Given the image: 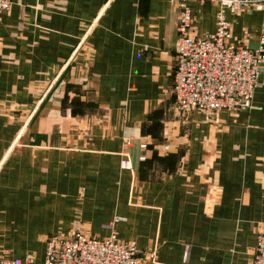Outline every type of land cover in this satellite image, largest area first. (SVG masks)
I'll return each instance as SVG.
<instances>
[{
	"label": "crops",
	"instance_id": "0c3cea01",
	"mask_svg": "<svg viewBox=\"0 0 264 264\" xmlns=\"http://www.w3.org/2000/svg\"><path fill=\"white\" fill-rule=\"evenodd\" d=\"M190 6L193 35H213L220 6ZM224 14L232 42L258 46L264 11ZM178 19L168 0H12L0 19V256L42 261L51 236L115 232L155 252L146 264H251L264 62L251 108L181 110Z\"/></svg>",
	"mask_w": 264,
	"mask_h": 264
},
{
	"label": "built area",
	"instance_id": "2783aa9c",
	"mask_svg": "<svg viewBox=\"0 0 264 264\" xmlns=\"http://www.w3.org/2000/svg\"><path fill=\"white\" fill-rule=\"evenodd\" d=\"M168 1L179 9L173 83L177 106L181 110H198L207 120L221 111L251 108L264 62V36L255 48L232 42L231 25L224 11H264V0H195L220 6L215 32L207 37L192 33V0ZM11 5L12 0H0V19ZM155 258L154 251L141 253L134 241H122L115 232L101 239L77 231L70 236H51L42 261L32 256H0V264H146ZM251 264H264V233L257 237Z\"/></svg>",
	"mask_w": 264,
	"mask_h": 264
},
{
	"label": "rangeland",
	"instance_id": "374dc122",
	"mask_svg": "<svg viewBox=\"0 0 264 264\" xmlns=\"http://www.w3.org/2000/svg\"><path fill=\"white\" fill-rule=\"evenodd\" d=\"M179 108V107H178ZM144 144H146V143H144ZM140 148H141V150H143V149H147V144H146V147L145 148H142L141 147V145H140ZM164 150L165 151H169L170 150V145L169 144H166V145H164ZM142 157L144 158V159H142ZM140 159L143 161V160H146V156L145 155H142L141 157H140Z\"/></svg>",
	"mask_w": 264,
	"mask_h": 264
}]
</instances>
